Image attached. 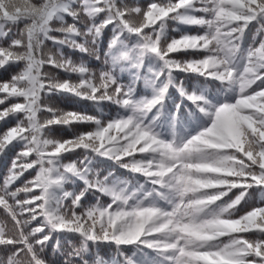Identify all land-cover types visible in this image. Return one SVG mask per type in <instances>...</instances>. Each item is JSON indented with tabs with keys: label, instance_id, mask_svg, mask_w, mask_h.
I'll return each instance as SVG.
<instances>
[{
	"label": "snow or ice",
	"instance_id": "1",
	"mask_svg": "<svg viewBox=\"0 0 264 264\" xmlns=\"http://www.w3.org/2000/svg\"><path fill=\"white\" fill-rule=\"evenodd\" d=\"M49 246L264 264V0H0V264Z\"/></svg>",
	"mask_w": 264,
	"mask_h": 264
},
{
	"label": "trees",
	"instance_id": "2",
	"mask_svg": "<svg viewBox=\"0 0 264 264\" xmlns=\"http://www.w3.org/2000/svg\"><path fill=\"white\" fill-rule=\"evenodd\" d=\"M70 22V21H69ZM182 28V26H181ZM183 30V29H182ZM193 32L195 31V29L192 30ZM249 43H251V37L249 36V40H248ZM50 43V42H49ZM67 54L72 56L73 59L77 60V62H79V57L80 53H71L70 51H67ZM88 63L90 64L91 67L95 68V66H97L99 64L98 61H94V60H91L90 58H86ZM60 75H63L62 73ZM140 89H141V93L143 94V86H139ZM175 95H176V98H177V101H179V96L177 93H175V90L172 89L171 90ZM57 102H60L61 104H63L62 106H56L55 103ZM47 103L54 107V108H59V109H64V110H81V111H84L86 112L87 114H95L96 113V108L95 106L91 105L90 102L88 101H76V98L75 97H68V96H65L63 94H59V95H53L51 97L48 98L47 100ZM170 103V102H169ZM52 135L55 137V138H68L71 136V131L69 129H66V128H60V127H57L54 132L52 133ZM109 165H111V162H108ZM103 174L106 175L107 174V171H113L115 173V175L117 177H121V176H127L128 174L124 173V171L122 169H118V168H113V167H109V169L107 171L101 169ZM231 195V194H230ZM254 198L258 201L259 200V193H254L253 194ZM103 199H107V198H103ZM94 203V201H92ZM47 252H49V254L51 255V258L57 262V264H62V260H63V257L60 256L59 253H56V254H52L51 253V247L49 246L48 249H46ZM100 254L102 256H104L105 259H110L111 256H112V252L106 248L104 249H101V252Z\"/></svg>",
	"mask_w": 264,
	"mask_h": 264
},
{
	"label": "rangeland",
	"instance_id": "3",
	"mask_svg": "<svg viewBox=\"0 0 264 264\" xmlns=\"http://www.w3.org/2000/svg\"><path fill=\"white\" fill-rule=\"evenodd\" d=\"M56 106H62L63 104H61L60 102L55 103Z\"/></svg>",
	"mask_w": 264,
	"mask_h": 264
}]
</instances>
